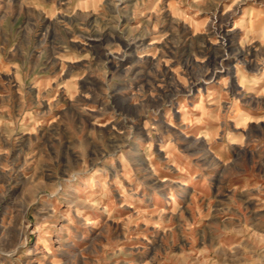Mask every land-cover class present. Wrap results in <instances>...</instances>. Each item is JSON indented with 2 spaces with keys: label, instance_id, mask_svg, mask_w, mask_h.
<instances>
[{
  "label": "rangeland",
  "instance_id": "rangeland-1",
  "mask_svg": "<svg viewBox=\"0 0 264 264\" xmlns=\"http://www.w3.org/2000/svg\"><path fill=\"white\" fill-rule=\"evenodd\" d=\"M0 264H264V0H0Z\"/></svg>",
  "mask_w": 264,
  "mask_h": 264
},
{
  "label": "bare ground",
  "instance_id": "bare-ground-1",
  "mask_svg": "<svg viewBox=\"0 0 264 264\" xmlns=\"http://www.w3.org/2000/svg\"><path fill=\"white\" fill-rule=\"evenodd\" d=\"M217 20V19H216ZM219 20V19H218ZM221 22V21H220ZM224 24V23H223ZM214 32H213V34L214 35H218L220 38H221V45L220 46H218V48L219 49H222V50H224V52L225 53H223L222 54V57L224 56V55H226V36H228L229 34H223V35H221V33L219 32V30L217 29V28H214ZM229 30V29H228ZM136 42H137V40H136ZM215 45H217V44H215ZM125 46V45H124ZM123 46V47H124ZM125 50V49H124ZM228 51L230 52L228 55H227V57H225L224 58V63L223 62H221L220 63V66L218 65V64H215L214 65V67H213V69H212V72L210 73V75H209V78H212L217 72H218V70L220 69V68H223L224 66V64H225V69L227 68V72H228V74H230V72L232 73V71L234 70V69H236L237 68V66L236 65H232V63H233V60H230L232 57H234L236 60H241L243 63H246V64H248V68L249 69H253V70H257L258 68H257V65L256 64H254V62L252 63L251 61H247L246 59H245V55H247L248 53H246V52H243V51H241V50H236V49H233V48H229L228 47ZM113 55V54H112ZM115 56V55H114ZM117 57H118V55H117ZM125 58V57H124ZM233 58V59H234ZM222 59V58H221ZM255 59V58H254ZM235 63V62H234ZM241 64V63H240ZM219 76V75H218ZM172 78H173V76H172ZM203 78V77H202ZM235 78V77H234ZM171 82V81H170ZM235 88H240V87H242V86H238V85H236V83L233 85ZM173 91V90H172ZM239 92V91H238ZM171 96V95H170ZM173 96V95H172ZM240 98V97H239ZM124 102V101H123ZM170 102V101H169ZM120 111V110H119ZM121 112V111H120ZM140 122V121H139ZM134 123V122H133ZM144 133V132H143ZM117 135V134H116ZM122 137V136H121ZM123 138V137H122ZM206 146V145H205ZM204 147V146H203ZM209 152V151H208ZM149 159V158H148ZM165 160V159H164ZM144 162V161H143ZM182 186H184V185H186V184H181Z\"/></svg>",
  "mask_w": 264,
  "mask_h": 264
},
{
  "label": "crops",
  "instance_id": "crops-1",
  "mask_svg": "<svg viewBox=\"0 0 264 264\" xmlns=\"http://www.w3.org/2000/svg\"><path fill=\"white\" fill-rule=\"evenodd\" d=\"M185 186V185H184Z\"/></svg>",
  "mask_w": 264,
  "mask_h": 264
}]
</instances>
